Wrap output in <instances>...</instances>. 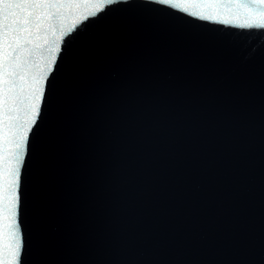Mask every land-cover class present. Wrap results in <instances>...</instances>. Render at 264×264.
Returning <instances> with one entry per match:
<instances>
[{
  "label": "water",
  "instance_id": "obj_1",
  "mask_svg": "<svg viewBox=\"0 0 264 264\" xmlns=\"http://www.w3.org/2000/svg\"><path fill=\"white\" fill-rule=\"evenodd\" d=\"M205 1L47 0L63 7L44 9L32 30V73L46 75L40 112L27 129L14 216L4 209L11 194L0 165V264H27L87 191L151 100ZM5 215L14 229L4 227L11 223Z\"/></svg>",
  "mask_w": 264,
  "mask_h": 264
},
{
  "label": "snow or ice",
  "instance_id": "obj_2",
  "mask_svg": "<svg viewBox=\"0 0 264 264\" xmlns=\"http://www.w3.org/2000/svg\"><path fill=\"white\" fill-rule=\"evenodd\" d=\"M110 3L111 0H106ZM169 0H161V3H168ZM174 8H187L181 3H173ZM63 5L49 3L47 0H0V15L3 16V23L0 28L3 29V49L0 50V88L3 95L0 97V125L3 126V149L0 154V165L3 168L5 178V191L11 196L5 197L6 203L4 209L6 213L15 215L14 207L17 199L15 186L19 180V165L23 160L24 144L28 138L27 129L36 123L37 116L40 112L41 98L44 92L43 79L46 73L39 76L32 73L33 48L32 30L39 29L40 21L43 19V10L60 8ZM103 4L97 7L102 8ZM238 7L253 8L249 5H239ZM196 15V13H193ZM55 15L49 13V16ZM89 15L94 16L95 12ZM11 20L9 22V18ZM214 17L208 16L207 19ZM82 19H86L83 17ZM231 21L225 20L224 23ZM259 23L264 26V10H258L249 14L246 23ZM71 31V29H69ZM55 51V50H53ZM47 64V71H52V61ZM23 114V122H21ZM11 178V179H9ZM5 228H15V220L11 216L5 215ZM15 237V250L13 256H19L20 240Z\"/></svg>",
  "mask_w": 264,
  "mask_h": 264
}]
</instances>
